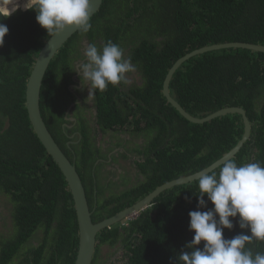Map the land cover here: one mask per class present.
Returning <instances> with one entry per match:
<instances>
[{"label":"trees","instance_id":"obj_1","mask_svg":"<svg viewBox=\"0 0 264 264\" xmlns=\"http://www.w3.org/2000/svg\"><path fill=\"white\" fill-rule=\"evenodd\" d=\"M29 8L9 16L0 12V19L4 18L0 22L9 29L0 47V193L16 201L13 233L2 243L0 264H74L78 227L72 197L33 133L25 108L30 70L50 37ZM90 22L91 30L86 35L74 34L46 69L40 112L70 160L61 124L72 97L67 85L81 37L90 43L111 40L124 51L130 48L127 57L142 74L137 103L128 100L127 108L118 109L117 99L122 97L115 93L117 86L110 85L97 93L98 108L105 120L112 121L109 125L121 124L122 129L145 138L147 156L139 165L145 176L121 197L110 196L94 210L83 181L89 174L82 161L84 170L75 164L92 222L97 223L133 205L155 187L201 171L239 142L244 131L240 115L191 124L166 102L162 83L175 61L198 48L231 42L264 45V0H103ZM169 90L196 118L226 107L244 109L251 123L250 139L232 160L238 165L259 162L264 166L263 53L223 49L195 56L174 73ZM90 150L86 157H91ZM198 194V181L170 188L136 217L104 229L97 234L92 264L98 258L103 259L100 264H176V257L187 250L185 245L194 235L188 230V213L197 210ZM211 207L208 203L203 210ZM241 231L234 221V228L224 230L223 235L231 239ZM40 232L45 238L36 239L34 246L30 238ZM250 247L254 253L264 252V242ZM113 250L117 259L111 260Z\"/></svg>","mask_w":264,"mask_h":264},{"label":"clouds","instance_id":"obj_2","mask_svg":"<svg viewBox=\"0 0 264 264\" xmlns=\"http://www.w3.org/2000/svg\"><path fill=\"white\" fill-rule=\"evenodd\" d=\"M29 9L36 13V23L47 36L70 29L86 35L92 28L91 0H30ZM8 31L0 22V47ZM83 57L74 71L81 88L87 87L88 98L105 92L110 85L130 84L129 74L137 71L131 57L111 40L101 48L88 44ZM196 180L197 210L188 213V230L194 235L185 245L187 250L176 257V264H264V252L254 253L250 247L264 242V166L259 162L238 165L228 159L218 172L198 171ZM208 203L212 207L203 210ZM234 221L242 231L224 238V230H232Z\"/></svg>","mask_w":264,"mask_h":264},{"label":"flooded vegetation","instance_id":"obj_3","mask_svg":"<svg viewBox=\"0 0 264 264\" xmlns=\"http://www.w3.org/2000/svg\"><path fill=\"white\" fill-rule=\"evenodd\" d=\"M28 7L22 10H26ZM93 43L99 47L104 45L100 39L94 40ZM88 44L90 42L87 38L81 37L77 52L73 56L71 55L74 59L72 62L73 70L70 74L71 83L67 85V90L72 97L63 113L62 120L64 123L61 124V131L65 138L63 144L69 151L68 157L77 165L79 170L80 168L84 170L79 162L82 161L89 174L90 179L88 177L83 181L88 194L91 195L89 199L95 210L98 204L108 200L110 196L117 199L122 196L124 191L144 180L145 174L142 173L139 165L144 162L147 151L144 148V137L122 129L121 124L120 126L118 124L109 125L107 122L112 121L105 120L103 114L100 113L97 94L88 98L87 87L81 88L79 76L74 70L76 63L84 58L83 53ZM129 49L124 51L126 57ZM129 79L130 84L117 86L118 90L115 91L117 96L122 97L121 100L117 99L116 107L118 109L127 108L128 100L135 103L138 101L136 96L139 93L136 91L141 88L142 84L140 70L137 69L135 73L129 74ZM125 94L126 96H124ZM124 114L122 113L120 117H124ZM120 119L118 117L117 122ZM74 146L75 149L72 148ZM88 147L91 149V153H88L91 157H86ZM86 161L87 163H85ZM15 202L11 196L0 193V254L2 243L9 240L13 233L12 215ZM39 237L43 240L45 238L41 232L30 238L34 246H37L35 240H38ZM49 243H51V238H48ZM115 255L113 250L110 259H117ZM12 260L14 263L16 262L14 257ZM102 261L103 259L98 258L96 264H100Z\"/></svg>","mask_w":264,"mask_h":264},{"label":"water","instance_id":"obj_4","mask_svg":"<svg viewBox=\"0 0 264 264\" xmlns=\"http://www.w3.org/2000/svg\"><path fill=\"white\" fill-rule=\"evenodd\" d=\"M102 3L103 0H91L92 13L90 19L99 11ZM77 32L78 31H75L74 29L66 30L57 36H50L46 40L35 58L26 82L25 108L33 133L37 137L47 155L52 159V161L59 169L64 178V181L66 182L67 189L72 197L73 208L75 211L78 227V247L74 264H91L95 253L96 238L98 233H100L104 229L111 227L112 225H115L120 221L136 217L139 212L149 207L150 203L162 192L176 186H181L193 181H197V172L185 177H180L172 181H168L158 186L157 188L155 187L152 192L147 194L145 197H143L133 205L116 213L113 217L104 219L97 223L92 222V212L90 211L88 201L86 199L85 189L82 185V181L77 172L75 164L67 158V156L57 145L50 132L46 128L40 112V91L44 76L47 71L46 69H48L50 63L52 62V60H54L55 56L65 45V43ZM223 49H246L264 54V45H256L252 43L231 42L208 45L187 53L183 57L175 61V63L168 70L162 83V96L165 98L166 102L172 108H174L182 118H184L191 124L200 125L216 118L233 114L241 116L244 127L241 139L220 159H218L208 167L202 169H207L209 172L218 169L225 160H232L238 154L245 142L250 139L251 123L246 116V112L240 107H226L203 118L193 117L192 115L187 113L171 96L169 85L174 73L182 66L183 63L195 56ZM73 80H75V77H73ZM68 110H70V108H68Z\"/></svg>","mask_w":264,"mask_h":264},{"label":"rangeland","instance_id":"obj_5","mask_svg":"<svg viewBox=\"0 0 264 264\" xmlns=\"http://www.w3.org/2000/svg\"><path fill=\"white\" fill-rule=\"evenodd\" d=\"M14 2H12V0H0V11H2V14L5 13L7 14L8 11L10 12V14H12L13 12L17 11V10H22L25 9L26 7H28L30 5V1L29 0H23L22 2V6H19V4H13ZM21 3V2H20ZM16 208L13 207V212ZM9 212H12L11 210H8ZM13 218V215H12ZM124 223V220L122 221ZM108 252H105V254H107Z\"/></svg>","mask_w":264,"mask_h":264},{"label":"built area","instance_id":"obj_6","mask_svg":"<svg viewBox=\"0 0 264 264\" xmlns=\"http://www.w3.org/2000/svg\"><path fill=\"white\" fill-rule=\"evenodd\" d=\"M12 2H14L13 4H19V6H20L22 4L23 0H12ZM21 7H23V6L21 5ZM0 12L2 13V11H0ZM3 14H5V13H3Z\"/></svg>","mask_w":264,"mask_h":264},{"label":"bare ground","instance_id":"obj_7","mask_svg":"<svg viewBox=\"0 0 264 264\" xmlns=\"http://www.w3.org/2000/svg\"><path fill=\"white\" fill-rule=\"evenodd\" d=\"M92 218V217H91ZM96 244H97V241H96ZM95 250H96V248H95ZM93 258H94V256H93ZM92 261H93V259H92ZM75 262V261H74ZM92 264V263H91Z\"/></svg>","mask_w":264,"mask_h":264},{"label":"crops","instance_id":"obj_8","mask_svg":"<svg viewBox=\"0 0 264 264\" xmlns=\"http://www.w3.org/2000/svg\"><path fill=\"white\" fill-rule=\"evenodd\" d=\"M30 1V0H29ZM8 14V13H7Z\"/></svg>","mask_w":264,"mask_h":264}]
</instances>
